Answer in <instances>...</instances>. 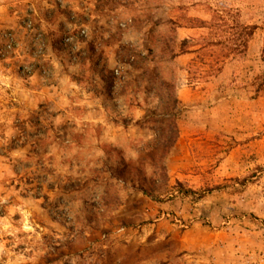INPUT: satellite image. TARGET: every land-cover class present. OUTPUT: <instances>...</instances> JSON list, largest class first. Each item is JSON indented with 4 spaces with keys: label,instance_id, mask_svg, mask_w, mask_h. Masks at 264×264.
I'll use <instances>...</instances> for the list:
<instances>
[{
    "label": "rangeland",
    "instance_id": "1",
    "mask_svg": "<svg viewBox=\"0 0 264 264\" xmlns=\"http://www.w3.org/2000/svg\"><path fill=\"white\" fill-rule=\"evenodd\" d=\"M46 2L0 33L43 83L0 87V264H264V0Z\"/></svg>",
    "mask_w": 264,
    "mask_h": 264
},
{
    "label": "crops",
    "instance_id": "2",
    "mask_svg": "<svg viewBox=\"0 0 264 264\" xmlns=\"http://www.w3.org/2000/svg\"><path fill=\"white\" fill-rule=\"evenodd\" d=\"M26 0H0V33L4 30L7 29H13L15 31H17L22 36H20V39H23V26H22V20H20V18L23 15V4L25 3ZM30 1V0H29ZM32 1V0H31ZM43 4L46 5L49 8V3H45V0H43ZM42 10L44 11L43 8L40 9V15H39V25H38V30L39 33L43 36V31L45 30V32L47 33V18H48V12H42ZM37 12V11H36ZM11 69L10 68V64L8 63H4L3 66H0V82L7 84L9 86V79L11 78L10 74H11ZM39 69H35L33 72H31V75L25 76L27 78H23L25 80H28V82L30 81V84H24L23 86L20 85L18 87H7V88H3V86L1 87L2 90V95H1V99H5L7 98L6 93L8 92V90H10L12 92V94H17L18 93V97L24 96H28L31 95L33 97H35V99L39 102H42L40 95V92H43V88L41 85H43V83L41 82V76L42 74L40 72H38ZM19 74H16V76ZM22 74H20L19 76L22 78L21 76ZM41 75V76H40ZM17 76V77H19ZM35 87V88H33ZM55 90L54 87L49 89V93L50 95H52V91ZM35 92V93H34ZM37 92V93H36ZM47 96V95H46ZM20 100V99H19Z\"/></svg>",
    "mask_w": 264,
    "mask_h": 264
},
{
    "label": "trees",
    "instance_id": "3",
    "mask_svg": "<svg viewBox=\"0 0 264 264\" xmlns=\"http://www.w3.org/2000/svg\"><path fill=\"white\" fill-rule=\"evenodd\" d=\"M246 28L248 29L246 34H247L248 38H251V36L254 33L253 29L255 27L248 26ZM218 44H222V42L221 41L217 42V44L213 43V45H218ZM262 58L264 61V49L262 51ZM257 91L258 92L264 91V83H263V85L257 87ZM170 118H171V120H170L169 130H171V131H170V134L167 137H165V140L163 141V151H164L165 155L168 154L169 150L175 145V143L178 139L177 116L173 118V115H172ZM163 170L166 171L165 166H163Z\"/></svg>",
    "mask_w": 264,
    "mask_h": 264
},
{
    "label": "built area",
    "instance_id": "4",
    "mask_svg": "<svg viewBox=\"0 0 264 264\" xmlns=\"http://www.w3.org/2000/svg\"><path fill=\"white\" fill-rule=\"evenodd\" d=\"M40 36V34H39ZM35 36V39L40 43V37ZM37 46L34 55H39L43 51V44ZM16 43L9 33H4L0 36V58L5 59L8 57L9 53L15 48Z\"/></svg>",
    "mask_w": 264,
    "mask_h": 264
}]
</instances>
